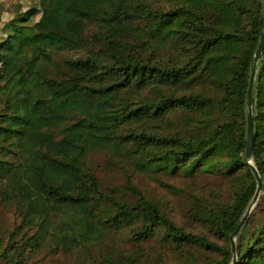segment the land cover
<instances>
[{
  "label": "trees",
  "instance_id": "16d2710c",
  "mask_svg": "<svg viewBox=\"0 0 264 264\" xmlns=\"http://www.w3.org/2000/svg\"><path fill=\"white\" fill-rule=\"evenodd\" d=\"M263 34L264 0L16 4L0 22V209L15 219L0 264H231L257 189L245 156ZM253 118L264 184V51ZM103 152L166 178V199L103 188ZM237 256L264 264V185Z\"/></svg>",
  "mask_w": 264,
  "mask_h": 264
},
{
  "label": "rangeland",
  "instance_id": "374dc122",
  "mask_svg": "<svg viewBox=\"0 0 264 264\" xmlns=\"http://www.w3.org/2000/svg\"><path fill=\"white\" fill-rule=\"evenodd\" d=\"M39 0H0V22L7 21L10 18V14L14 10L16 4H21L25 9L38 5ZM92 167H94L96 174L100 178L103 188H115V187H124L133 182L136 184L146 196L150 198H155L161 201L168 193L165 190L166 178L161 177V175H155L153 173H142L138 171L133 164L130 162H118L113 160L108 152L94 154L91 158ZM209 179H200L196 182L188 183L185 180L178 179L172 181L176 186H181L184 188H190L192 184L196 183L203 184ZM130 200H134L129 198ZM166 198H164L165 200ZM171 199V198H170ZM176 200L172 203H176L177 209L182 210V206L186 205L187 198L182 194L175 197ZM163 203V202H162ZM172 205V204H171ZM165 208V206H163ZM15 224V219L13 212L6 208L0 209V238L6 237L10 230L13 229ZM156 245V242L147 244L146 246ZM73 258L77 260L78 256L74 255ZM72 258H65L59 261H56L55 264H73L75 260ZM44 264H53L50 259H46Z\"/></svg>",
  "mask_w": 264,
  "mask_h": 264
},
{
  "label": "water",
  "instance_id": "95a60500",
  "mask_svg": "<svg viewBox=\"0 0 264 264\" xmlns=\"http://www.w3.org/2000/svg\"><path fill=\"white\" fill-rule=\"evenodd\" d=\"M264 51V34L262 36L261 43L256 51V54L254 56V66L253 71L251 75L250 80V86L248 90V111H249V119H248V132H247V149H246V156H245V164L251 169L256 182H257V189L255 192V195L244 215L241 222L239 223L237 229L232 234L230 240H231V246H232V254H233V260L231 264H237L238 262V256H237V239L242 232L244 226L246 225L251 213L257 206L260 197L263 194V179L255 165L254 162V118H253V101H254V87L257 77V70H258V64L261 59V56Z\"/></svg>",
  "mask_w": 264,
  "mask_h": 264
}]
</instances>
